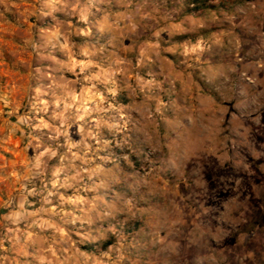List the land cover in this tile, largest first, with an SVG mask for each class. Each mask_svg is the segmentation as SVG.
Wrapping results in <instances>:
<instances>
[{"label":"rangeland","instance_id":"rangeland-1","mask_svg":"<svg viewBox=\"0 0 264 264\" xmlns=\"http://www.w3.org/2000/svg\"><path fill=\"white\" fill-rule=\"evenodd\" d=\"M0 264H264V0H0Z\"/></svg>","mask_w":264,"mask_h":264},{"label":"trees","instance_id":"trees-1","mask_svg":"<svg viewBox=\"0 0 264 264\" xmlns=\"http://www.w3.org/2000/svg\"><path fill=\"white\" fill-rule=\"evenodd\" d=\"M194 9V8H193ZM191 11H193V10H191ZM107 245V244H106Z\"/></svg>","mask_w":264,"mask_h":264}]
</instances>
